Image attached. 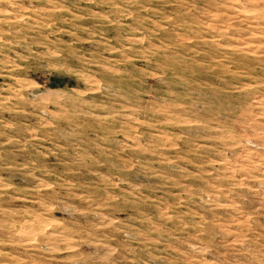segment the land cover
<instances>
[{
	"label": "rangeland",
	"instance_id": "rangeland-1",
	"mask_svg": "<svg viewBox=\"0 0 264 264\" xmlns=\"http://www.w3.org/2000/svg\"><path fill=\"white\" fill-rule=\"evenodd\" d=\"M0 264H264V0H0Z\"/></svg>",
	"mask_w": 264,
	"mask_h": 264
}]
</instances>
